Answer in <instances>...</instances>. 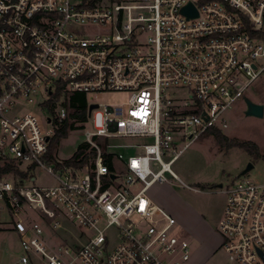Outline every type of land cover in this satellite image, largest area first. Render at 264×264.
<instances>
[{"label": "built area", "instance_id": "1", "mask_svg": "<svg viewBox=\"0 0 264 264\" xmlns=\"http://www.w3.org/2000/svg\"><path fill=\"white\" fill-rule=\"evenodd\" d=\"M189 4L196 16L184 12ZM263 75L264 0H0V222L5 211L20 238L14 264L188 263V239L148 190L172 178L199 191L171 165L209 129L228 127L226 110ZM58 83L64 95L131 92L127 108L97 112L98 130L86 133L95 155L83 166L48 157L68 115L60 100L53 111L45 104ZM31 104L41 119L24 110ZM134 147L125 158L121 150ZM32 166L58 184H28ZM219 191L222 247L231 260L264 264V182ZM60 216L92 234L65 242Z\"/></svg>", "mask_w": 264, "mask_h": 264}, {"label": "rangeland", "instance_id": "2", "mask_svg": "<svg viewBox=\"0 0 264 264\" xmlns=\"http://www.w3.org/2000/svg\"><path fill=\"white\" fill-rule=\"evenodd\" d=\"M130 97V91L110 90L87 93L88 108L91 104H99V106L92 109L85 122L76 118L71 119L73 128L67 137L61 139L54 151V159L64 161L70 158L79 146L86 144V133L98 130L96 114L98 111L104 112L105 105H120L127 108ZM245 97L264 104V75L249 87ZM245 97L236 100L231 108L226 110L228 127L223 129V133L229 139L253 141L258 145L260 153L264 154V115L262 117L247 115ZM65 99L62 97L59 104L64 105ZM66 108L68 112H72L68 106ZM24 110H31L40 119L43 116V112L34 104L25 106ZM101 140L102 138H99V141ZM113 140L129 144L144 142L142 138H115ZM87 151H91L89 146ZM121 151L126 158L128 155L134 154L136 148H127ZM249 164H252L253 167L243 174L242 172ZM116 165L120 167V161L117 160ZM23 166L26 167L27 164ZM152 166L156 168L154 164ZM171 169L185 183L198 188L199 191L189 189L177 179L171 178L169 182L154 184L148 190V195L155 204L176 219V228L183 237L188 239L191 257L186 264H242L239 261L231 260L228 252L222 247L219 222L224 215L227 195L221 191L218 192V188L219 184L226 187L240 180L255 183L264 182V158L262 156L257 157L238 146H221L214 135L205 134L183 151L171 165ZM53 171L56 172L55 167H53ZM30 172L31 176L27 181L30 185L53 187L58 184L57 178L41 166H32ZM120 174L123 175L124 173L121 172ZM138 189L139 185L131 187L134 192ZM2 214L3 217L0 222V264H14L23 253V249L18 234L12 229L11 216L5 211ZM58 218L61 219L62 225L71 232L70 234L63 229L55 230L57 236L65 242L74 239L73 235L80 237L73 243L85 242L86 238L82 232L87 235L92 234V230L80 226L72 219L61 216ZM106 233L110 240L115 243L117 228L113 226ZM56 240L58 239L55 236L50 239L55 244Z\"/></svg>", "mask_w": 264, "mask_h": 264}, {"label": "trees", "instance_id": "3", "mask_svg": "<svg viewBox=\"0 0 264 264\" xmlns=\"http://www.w3.org/2000/svg\"><path fill=\"white\" fill-rule=\"evenodd\" d=\"M63 84L58 83L56 87V91L52 93V97L45 102L47 106L50 107V110L53 111L55 103L59 101L63 96L66 98L64 105L68 106L70 109H72V112H68V115L63 123L62 126L57 128L55 135L51 139L50 146H49V152L48 157L50 159H54V151L58 147L61 139L68 136L69 131L73 128V124L71 123L72 118H76L77 120L81 122H85L87 120L88 116V104L86 99V94L82 92H75L71 94H63L62 91ZM206 134H213L217 140V142L221 146L231 147V146H238L241 148H244L251 154H254L257 157H263L264 154L260 153V150L258 148V145L254 143L253 141H239L235 139H229L222 130L220 129H209ZM88 150V145L83 144L78 147L76 152L68 159L57 163L58 166L60 165H74V166H83L89 163L90 158L95 155V151L91 149L90 152ZM108 164L110 169H113V163L111 158L109 157ZM4 170V169H3ZM22 176L28 177V172H21L18 171ZM1 173V171H0Z\"/></svg>", "mask_w": 264, "mask_h": 264}, {"label": "water", "instance_id": "4", "mask_svg": "<svg viewBox=\"0 0 264 264\" xmlns=\"http://www.w3.org/2000/svg\"><path fill=\"white\" fill-rule=\"evenodd\" d=\"M184 12L188 14L189 16H196L197 10L193 7L192 4H189L187 7H185ZM246 101V114L247 115H253L257 117H262L264 115V104L259 102H254L253 100L249 99L248 97H245ZM98 107V104H91L88 108V114H91V111L93 108ZM253 167L252 164H249L246 169L242 172L243 174L247 173L251 168ZM222 184H219V187H221Z\"/></svg>", "mask_w": 264, "mask_h": 264}]
</instances>
